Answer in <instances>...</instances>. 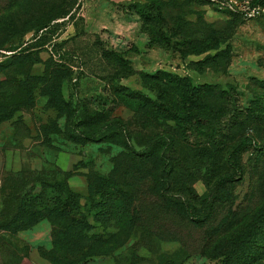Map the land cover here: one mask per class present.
Listing matches in <instances>:
<instances>
[{
    "label": "rangeland",
    "instance_id": "1",
    "mask_svg": "<svg viewBox=\"0 0 264 264\" xmlns=\"http://www.w3.org/2000/svg\"><path fill=\"white\" fill-rule=\"evenodd\" d=\"M250 1L264 8V0H0V210L38 180L66 183L88 226L78 264H221L225 243L264 207V11L246 17ZM158 82L174 89L164 95L178 121L149 111L142 125L119 92L156 99ZM98 111L107 124L86 120ZM118 132L134 151L142 142L150 150L152 175L136 184L128 210L116 201L119 181L139 162L114 142ZM244 135L257 145L231 156L235 180L219 181ZM152 183L192 202L200 220L162 210ZM57 228L43 218L5 235L0 264H63L61 254L74 255L55 248Z\"/></svg>",
    "mask_w": 264,
    "mask_h": 264
},
{
    "label": "trees",
    "instance_id": "2",
    "mask_svg": "<svg viewBox=\"0 0 264 264\" xmlns=\"http://www.w3.org/2000/svg\"><path fill=\"white\" fill-rule=\"evenodd\" d=\"M253 2H258V0H253ZM32 62H36V60H33ZM145 76H147V78L145 77L146 80L150 81H163L166 79V77H162L160 74H146ZM64 78L65 77H63V79ZM174 82L176 81H173V83ZM157 85L158 87L156 90L158 92L155 96L156 99L148 97L146 92L131 90L126 87H122V91L119 92V98L126 99L128 101V106L142 122V125H144L146 120L149 118V111L155 113H165L170 111L168 116L170 120L178 121L175 116L178 111V107L175 106V99L170 98L166 103V97L164 95V93H168L169 95L174 89L171 88L167 90L166 87L164 85L161 86L159 82ZM174 86L176 87L175 90L180 88L177 82ZM45 95L48 97L47 104L50 105V102L52 103V96L48 93H45ZM175 96H179V94H175L174 97ZM61 104L65 106V101L63 99ZM166 105L168 109L165 108ZM60 111H64L63 113L66 115L68 113L67 109L64 110V108H60ZM73 112L75 111H70L68 119L73 115ZM103 113L104 112L101 113L98 111L94 114V116H89L86 120H91V124L101 122L102 125L107 124L108 119ZM172 113L175 115L172 116ZM77 128L81 129L80 124L77 125ZM43 133H46V131L43 130ZM85 134L87 135H84L86 138H90L93 133L91 132L89 135V133L85 131ZM115 135L117 138L114 142L122 145L125 150L124 154L129 158V161L133 162L138 160L139 162V166L134 172L129 173L128 171L127 173H124L119 181L121 189L117 192L118 196L116 201L121 208H127L128 210L133 207L135 200V194L133 192H136L134 189L136 184H141L142 182L144 183L147 179H149L148 177L152 175L146 165L150 155V150L147 143L142 142L141 147H144L143 149L145 150L136 152L127 144L126 141H124V137L121 132H118ZM67 137L72 141L83 139L79 136H69L68 134ZM252 142L257 145V143L254 142L253 138L249 135L241 136L238 139L236 144L232 147V152L230 153L227 161L233 171L232 173L224 174L219 181H233L236 179L235 173L240 172V168L235 164L234 160L231 159V156L236 155L245 147L251 145ZM261 147L262 146H258L257 148L261 150ZM132 175L135 177L133 176L134 178L130 179ZM155 178L161 179V177H159V172L158 177L155 176ZM151 179H153V177H151ZM94 180L100 183L106 181L103 177ZM90 189L92 191V185ZM168 191L169 190L163 188L161 183H158L157 186H154V190L148 193L154 197V200L159 204V207L164 205L162 210L171 212L173 215L180 217V219L184 222L191 223L193 225L196 224L200 219L196 218L197 215L194 212V204L188 200L177 201L173 198L171 192ZM11 199V206L8 209L0 210V212L2 211L0 216L1 243L2 241H6L4 240L5 235L15 236L23 229L29 228L41 219L49 218L52 222H55L58 227L57 238L54 242L55 248L74 255L69 257L66 254H61V263L78 264L83 261L85 253L87 252V249L85 248L86 238H84L83 233L88 229V226L80 211V197L76 193L72 192L66 183L59 184L55 181L48 183L47 181L38 180L35 184L26 185L24 188H21L13 193ZM134 208H137L139 211L143 209V207L140 206L139 198L135 201ZM261 221H264V207L260 208V211L256 212L251 223L246 226V233H244L241 237L237 234L225 243L227 249L221 255L225 258V260H223L221 264H264V230L262 233H257V229L259 228ZM211 233L212 230L208 237H211ZM96 241L97 240H94L92 245L89 246L90 249L95 245ZM207 241V244L210 243L209 238H207Z\"/></svg>",
    "mask_w": 264,
    "mask_h": 264
},
{
    "label": "built area",
    "instance_id": "3",
    "mask_svg": "<svg viewBox=\"0 0 264 264\" xmlns=\"http://www.w3.org/2000/svg\"><path fill=\"white\" fill-rule=\"evenodd\" d=\"M244 14L246 17H253L256 13H259L260 11H264V8L260 7L259 5H254L250 1L249 5H245L242 7Z\"/></svg>",
    "mask_w": 264,
    "mask_h": 264
}]
</instances>
